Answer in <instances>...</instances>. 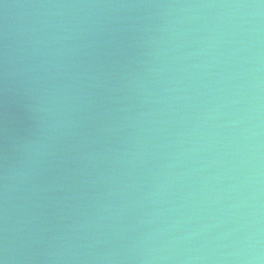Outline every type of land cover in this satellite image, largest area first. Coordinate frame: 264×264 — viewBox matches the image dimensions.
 <instances>
[{
	"label": "water",
	"instance_id": "obj_1",
	"mask_svg": "<svg viewBox=\"0 0 264 264\" xmlns=\"http://www.w3.org/2000/svg\"><path fill=\"white\" fill-rule=\"evenodd\" d=\"M3 256L264 264L261 0H0Z\"/></svg>",
	"mask_w": 264,
	"mask_h": 264
},
{
	"label": "clouds",
	"instance_id": "obj_2",
	"mask_svg": "<svg viewBox=\"0 0 264 264\" xmlns=\"http://www.w3.org/2000/svg\"><path fill=\"white\" fill-rule=\"evenodd\" d=\"M261 4L264 5V0H261ZM56 125L53 124L52 127H55ZM36 149V150H39V145L38 144H33V143H29L27 145L24 146V150L26 152H31L33 151V149ZM12 174L14 175L15 172L14 170H12ZM260 259V256H259V253H254L251 257H250V260L251 261H258ZM0 264H7V256H3V257H0Z\"/></svg>",
	"mask_w": 264,
	"mask_h": 264
}]
</instances>
